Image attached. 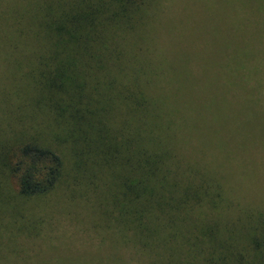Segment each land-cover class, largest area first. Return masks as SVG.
<instances>
[{"label":"trees","instance_id":"1","mask_svg":"<svg viewBox=\"0 0 264 264\" xmlns=\"http://www.w3.org/2000/svg\"><path fill=\"white\" fill-rule=\"evenodd\" d=\"M176 1L190 19L180 30H254L251 35L264 30V0ZM180 18L178 11L168 13L161 0H0V30H13L18 40L40 46L31 58L34 63L18 68L19 82L38 93L36 105L46 102L70 119L79 111L90 115L89 127L96 125L92 133L76 142L69 139L71 146L81 144L79 161L87 154L98 164L106 158L119 188L116 192L114 184L108 199L115 206L113 228H120L115 235L126 240L129 256L140 253L143 262L152 264L191 262L189 204L202 192L200 186L192 188L184 166L187 133L211 109H264V53L225 50L222 63L199 66L202 58L186 51L193 58L185 65L191 76L184 83L182 73L171 80V70L135 46L145 30H170ZM154 41L159 46V39ZM164 52L168 56L170 51ZM87 96L89 102H82ZM93 103L100 107H88ZM171 103L172 116L165 112ZM161 113L171 136L158 132ZM115 114L129 120L127 135L138 139L122 140L116 133L123 124L110 129L111 121L101 119L115 121ZM123 151L128 157L116 156ZM18 153L13 171L21 196L43 195L56 187L63 173L60 155L35 140L20 144ZM164 252L172 258L162 260Z\"/></svg>","mask_w":264,"mask_h":264},{"label":"rangeland","instance_id":"2","mask_svg":"<svg viewBox=\"0 0 264 264\" xmlns=\"http://www.w3.org/2000/svg\"><path fill=\"white\" fill-rule=\"evenodd\" d=\"M161 1L168 13L178 11L182 21L170 30L159 26L145 30L134 44L152 54L164 70L174 72L168 73L171 80L182 73L183 82L189 81L191 71L185 65L192 55L202 58L199 66H206L222 63L225 50L264 53V41L258 39L264 38V30H255L254 35V30H180L189 25L187 12H183L186 7L179 1ZM230 31L234 36L229 42ZM31 43L18 40L13 30H0V264H152L144 263L140 253L129 256L126 240L115 235L119 227L113 228L115 208L108 199L118 181L106 158L98 164L87 154L79 161L84 153L81 144L71 146V140L92 133L96 125L89 127L90 115L79 111L70 119L46 102L36 105L38 93L19 82L18 68L33 64L31 58L40 49ZM164 51H170L168 56ZM89 100L90 96L81 99ZM174 110L171 103L165 112L172 116ZM114 116L115 121L101 119L111 121L110 129L121 122L116 135L122 140L136 139L134 133L127 135L129 120L125 122L123 114ZM157 123L161 124L159 133L171 136L165 114L161 113ZM52 133L58 134L57 139ZM30 140L48 145L64 165L55 188L23 197L13 167L20 144ZM184 145L189 148L183 155L188 161L184 163L187 176L192 188L200 186L202 192L189 204L190 264H264V109L208 110L201 125L187 133ZM116 156L128 154L123 151ZM100 157L101 153L94 159ZM167 257L171 256L164 252L162 260Z\"/></svg>","mask_w":264,"mask_h":264}]
</instances>
